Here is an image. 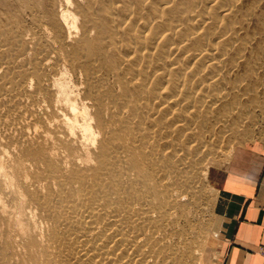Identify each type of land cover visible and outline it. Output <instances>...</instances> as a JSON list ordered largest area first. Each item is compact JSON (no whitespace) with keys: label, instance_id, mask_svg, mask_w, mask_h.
I'll use <instances>...</instances> for the list:
<instances>
[{"label":"rangeland","instance_id":"1","mask_svg":"<svg viewBox=\"0 0 264 264\" xmlns=\"http://www.w3.org/2000/svg\"><path fill=\"white\" fill-rule=\"evenodd\" d=\"M212 1L199 0V11L213 6ZM53 2L0 0V85L8 89L6 100L0 102V171L8 177V184L0 181L1 190L11 194L12 188L17 190L24 185L23 200L30 205L38 202L41 205L39 210L31 207L37 211L35 219L30 207L19 214L12 197L3 196L12 213L15 209L13 220L4 217V223L0 222L3 240L11 236L10 239L17 241L13 246H0L10 253L9 264H220L217 211L223 210V205L218 208L222 178L230 172L232 159L239 149L264 139V0H232L225 6H220L221 3L213 6L209 10L210 21L216 18L220 31L209 30L208 46L199 44V40L195 44L191 41L180 44L174 38L173 47L183 49V54L169 59L158 58L156 52L152 56L155 65L152 69L140 63V70L147 72L142 96L145 99L135 101L129 97V106L122 109L118 107L123 93L115 77L121 71H113L91 48L84 51L86 56L82 59L74 58L73 47L91 40L90 35L82 38L81 15L77 14L79 26L74 22L77 9L72 6L83 7L85 1L62 0L54 2L56 5ZM229 4L236 7L231 16L222 20ZM196 16L194 13L185 15L186 21ZM198 17L196 24L187 21L193 33L204 22V15ZM226 24L230 29L228 34L225 32L226 46L220 43L213 47L223 35ZM186 47L190 48L186 51ZM202 50H213L218 56L219 66L215 71L219 84L211 94L197 89L188 92L185 86L187 94L194 97L192 101H197L196 106L200 104L199 111L206 117L203 138L197 136L194 147L188 149L183 138L171 133L173 127L168 129L156 122H174V115L186 106V96L179 93L184 88L175 84L173 75L181 74L178 79L190 81L186 67L192 64V55ZM125 55L120 53L115 62L119 64ZM171 62L175 65L168 67ZM123 76V80L133 82L131 75L125 76L123 72ZM172 100L179 106L162 111L161 105ZM100 106L102 115L98 127L95 107ZM132 114L136 119H129ZM154 116L161 119L153 120ZM136 126L150 132H166L165 137H169L145 143L139 133L133 132ZM195 131L198 133L197 129ZM202 140L208 146L222 148L223 156L204 160ZM102 145L109 148L110 154L97 158ZM29 146L53 161L54 166L41 165L44 177L37 171L39 164L22 153ZM114 146L120 147V151H113ZM126 150L136 153L143 170L141 174L147 181L142 182L141 175L132 170L131 181L121 185L124 235L116 234L115 241L110 243L107 235L112 231L105 237L75 230L71 235L60 228L52 231L54 233L48 232L52 224L47 220L49 214L43 213L41 208L59 201L63 204L70 199L77 201L74 190L79 187L75 179L82 176L86 179L85 175L95 172L98 163L112 161ZM192 161H196L195 167L191 166ZM123 166L131 168L128 164ZM118 168H114V172ZM59 177L62 178L59 180ZM106 179L104 176L103 183ZM93 184L88 181L89 186ZM34 192L35 196L31 197L30 193ZM102 203L98 204L99 210L105 216ZM82 213L81 219L85 220L91 211L87 213L83 209ZM15 221L34 235L30 253L19 244L23 241L19 230H15ZM40 230L41 236L38 235ZM104 252L107 254L96 257L95 262L90 260V254Z\"/></svg>","mask_w":264,"mask_h":264},{"label":"bare ground","instance_id":"2","mask_svg":"<svg viewBox=\"0 0 264 264\" xmlns=\"http://www.w3.org/2000/svg\"><path fill=\"white\" fill-rule=\"evenodd\" d=\"M60 1L62 0H54L55 3H58ZM84 1H85V5L83 7L81 6L74 7V5L72 6L74 9L75 8L77 9V13L74 12V22L77 25L79 18L77 14L81 15L80 18H82L83 20L82 25L80 24L81 25L80 31L82 32V38L85 35H90L91 40L89 43L82 41L77 48L73 47L74 58L79 60L77 56H79L80 58L82 56H86L84 51L91 48V50L94 51L95 54L99 55L100 58L105 63H108L109 66L113 68V71L115 70L121 71V73L119 72V74L116 73L115 77L117 78V82L119 86H121L123 93V100L121 101L120 107H118L122 109V108H127L129 106L130 104V101L128 100L129 97L135 98L136 99L135 101H140L141 98L142 100L145 99V97L142 96L144 94L143 89L147 79V72L140 70V63L148 64V68L147 66L145 68L152 69V67L155 66L152 64L153 62L152 56L156 54V52L158 58L166 57L172 59L182 55L183 49L173 47L174 44H172V41L174 38H177L178 41H180V44H184V41L187 42L191 41L194 42L193 44H195L197 40H199L200 41L199 44L204 45V47L208 46L210 41L209 30H213L214 32L216 30H219V27L217 26L218 22L216 24V18L214 19L213 22L210 21L209 10L213 6L216 7L219 3H221L220 6L222 5L225 6V3L231 2L232 0H213L212 2L214 3V5L206 8L204 11H199L200 7L197 6V3L199 5L198 2L199 0H84ZM148 4L150 6L149 8H146ZM235 7L231 6L230 4L226 8L224 7L225 10L223 11L224 15L222 16V20L223 17L225 16H231L233 13V8ZM164 13L167 14L163 15ZM192 13L197 15L196 18H194V20L192 21L189 20L187 21L194 24H196L199 21L198 19L199 15L201 14L204 15V22L202 26L199 29H197V32L195 33H193L194 30L188 27L185 17V15L188 14L191 15ZM179 24L182 25V28L181 26H179ZM136 28H139L140 31H136ZM177 28H181V29L178 30ZM76 30L78 31V29ZM229 31H230L229 26L226 24V26L223 27V35L219 38V41L213 45V47L214 46L218 47L220 43L226 46L227 40H225L224 38L225 32L226 34H228ZM196 33L198 34L194 36V34ZM187 48L190 47H186V51ZM110 51L112 52V55L109 56ZM123 52L126 55L120 60V63L117 64L115 62V59H117V56ZM214 52L215 51L213 50H211L210 52H206V50H202L201 52H198L196 55H192L193 57L192 64L189 67H186V70H189L187 72L188 73L187 75L188 78H191L190 81L188 80V82L187 81L184 82L183 79H178L180 78L179 76L181 74L175 73L173 75L175 76L174 77L175 84L180 87L182 86V88H184L185 90L184 92V90L181 89L179 93L186 96L187 99L186 106L181 108V110L174 115V118H176L174 122L172 121L171 123H167V121L165 122L162 120L156 122L161 126L168 127V129L173 127L171 133L175 134L177 138L179 137L183 138L185 140V143L189 147L188 149L194 147V145L192 144L196 142L197 136L203 138L202 136H203V131L205 129L204 125H205L206 117L203 116L199 111L200 104L199 106H196L195 103L197 101L195 100L196 102L194 103V101H192L194 100V97H190V94L188 95L187 93L189 92V89L190 90L197 89L199 90L198 92H204V93L210 92V94L216 91L219 83L218 80L216 79L217 75L215 69L218 68L219 66V59ZM173 65H175V63L171 62L168 65V67H172ZM205 65H208L206 69H204ZM221 68L223 70V67ZM178 71L180 72L181 69ZM123 72L125 73V76L127 74L131 75L133 78L132 79L133 82L131 80L129 81L123 80V78L121 77L123 76ZM220 72L222 73V71ZM204 74L206 76H204ZM202 77L205 79H203ZM130 84H132L133 86H130ZM185 86H187L188 92ZM7 93H8V89L6 85H0V102H4L5 99L4 97L7 96ZM87 96L88 95L85 94V99L86 98L88 99ZM169 96L171 97V95ZM169 96H167V98ZM89 100L91 101V99ZM175 101L172 100L171 102H166L165 106L161 105L162 106L161 110L166 112L168 110L176 109V107L179 105ZM95 109H96L97 126L100 127L102 108L100 106L99 108L95 107ZM191 109L193 110V112H191ZM1 115L3 116V114ZM110 116L112 117V115ZM135 116H136L135 114H132L130 115L129 119H136ZM160 119L161 117L155 119V116L153 118V120H160ZM196 129L198 133L195 131ZM133 132L139 133L141 135L142 141L145 143H151L152 141L155 142L157 140H162L164 139L166 133V132L165 133L150 132V129L149 130L142 129V128H138V126H136V128L133 129ZM168 137L169 136L165 138ZM213 137L214 135L211 136V138ZM217 141L220 142L219 137H217ZM201 144H202L201 149L204 150V157H205L204 160H208L210 157H215V156L222 157L224 154L222 148L220 147L217 148V146L215 147L208 146L204 140H202ZM112 150L118 152L120 151V147L114 146ZM109 152H110L109 148H106L102 145L100 153L97 158L108 156L110 154ZM22 153L27 157L29 156L33 160V162L39 164L37 171L40 172L39 175L41 177L45 176L44 174L45 170L44 168L41 167V165H53L52 159L50 158L46 159L45 155H42L40 151L34 149L31 146H29ZM184 153L188 154V152H184ZM126 158H128V161H125ZM136 158L137 156L135 152L126 150L118 153V157H115L114 160L112 161L105 160L98 163L97 168L95 169L96 171L93 172L91 175H85L86 179L83 176L81 178H76L75 185L79 187V189L74 190V195H76V198L78 199L77 200L78 203L77 201L74 202L72 201V199H70L68 200L67 204H63L61 201H59L56 205L55 204L44 205L43 208H41L43 213L49 214L47 220H49L50 223L52 224L48 232H52L60 228L65 233L66 232L68 234L71 233V235L74 234L73 232L75 230L77 233H81V231L82 232L87 231V234L89 236L97 234L98 237H105L107 232L112 231L107 235V238L110 239V243L113 242V239L116 238L117 235L123 236L124 221L122 219L121 213L123 211L122 205L124 203V199L122 198L121 185L124 184L125 181H131L133 176L132 170L136 174L141 175L140 177L142 179V182L146 183L147 181V179L144 178L145 176L141 174L143 170L142 167H140V164L138 163ZM126 164L130 165L131 168H125L124 166L122 168V165H126ZM191 164H192L191 166H193L194 164L196 165V161H192ZM118 166L120 168H118ZM114 168H118L119 170H117V172H114ZM101 171L105 173H99ZM104 176L108 178L104 182L105 184L103 183ZM61 178L62 177H59V180ZM1 180L6 184H8V177L6 173H2L0 171V181ZM53 180L58 181L57 177H53ZM88 181H92L94 184L92 186H89ZM94 181L102 184L98 185ZM73 183H74V177L72 180V184ZM61 194H63V191L61 192ZM81 194H84L85 197H82ZM4 195L7 196L8 199L12 197L13 201H15L16 203L14 205H17L19 214H22L25 208L28 206L27 208L30 207L29 211L33 214V217L37 219L36 218L37 211L35 212L31 207H34L35 210H39L41 205H39L38 203L40 202L30 205L23 200L24 185H22V188H18L17 190H14V188H12V193L10 194L8 192L2 191L0 184L1 225L2 223H4V217L8 219H12V216L14 215L13 213L15 212L14 209L13 210L14 212L12 213V210H10V206L5 203L4 200L5 198L3 197ZM30 196L34 197L35 192L30 193ZM8 199L6 198L7 201ZM101 201L103 202L102 204L104 209H102V211L105 213V216L100 214L98 204ZM83 209H86L87 213L91 211V213L88 215V217L85 220L81 219L83 216L82 213ZM10 222L8 225H10ZM14 224H16L15 230H19V235L23 241L22 243H19L20 246L22 244L23 246L22 249L30 253V251L33 250V246H34V240L32 238L34 237V235L29 234V232L22 226V224L17 225L18 223L16 221ZM9 227L10 226H8V228ZM1 231L2 230H0V232ZM42 234H43L42 231L38 232V235L41 236ZM10 237L8 240L7 239L3 240V238L5 239V237L4 235L0 234V246L2 247V244H5L6 246L10 244V246H13L12 244L16 240L12 238L13 239L12 241ZM17 246L19 247V245ZM9 254L10 253H8V251L6 252L0 249V264H9L10 261ZM106 254L107 252L98 255H96V253H92L90 254L91 257L90 260H92V262H95L96 257L99 258Z\"/></svg>","mask_w":264,"mask_h":264},{"label":"crops","instance_id":"3","mask_svg":"<svg viewBox=\"0 0 264 264\" xmlns=\"http://www.w3.org/2000/svg\"><path fill=\"white\" fill-rule=\"evenodd\" d=\"M222 179L220 264H264V139L239 149Z\"/></svg>","mask_w":264,"mask_h":264},{"label":"built area","instance_id":"4","mask_svg":"<svg viewBox=\"0 0 264 264\" xmlns=\"http://www.w3.org/2000/svg\"><path fill=\"white\" fill-rule=\"evenodd\" d=\"M261 254H262L263 257H264V248L261 250Z\"/></svg>","mask_w":264,"mask_h":264}]
</instances>
